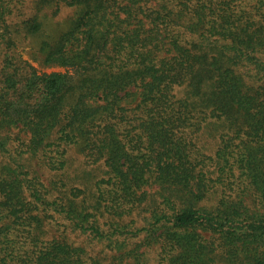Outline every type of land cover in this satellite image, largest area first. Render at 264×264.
Instances as JSON below:
<instances>
[{"label": "trees", "instance_id": "16d2710c", "mask_svg": "<svg viewBox=\"0 0 264 264\" xmlns=\"http://www.w3.org/2000/svg\"><path fill=\"white\" fill-rule=\"evenodd\" d=\"M18 3L0 0L2 38ZM54 4L76 12L40 48L71 71L39 74L13 50L0 62V264H102L47 236L55 214L104 242L111 264H152L153 248L157 264H264V0H37V10ZM20 24L29 39L44 21ZM70 147L108 175L47 184L26 163L62 173Z\"/></svg>", "mask_w": 264, "mask_h": 264}, {"label": "rangeland", "instance_id": "374dc122", "mask_svg": "<svg viewBox=\"0 0 264 264\" xmlns=\"http://www.w3.org/2000/svg\"><path fill=\"white\" fill-rule=\"evenodd\" d=\"M17 7H21L22 9L16 11L12 17L13 26L11 27V34H7V39L0 36V62L6 51L13 50V55L19 59L28 61L39 74L52 72L65 73L68 70L71 71V68L66 67L63 64L46 62L44 59V51L40 48V43L44 38L55 40L63 31L67 30L70 26L71 19L75 15L76 9L74 7L61 5L60 10L56 13L57 6L54 4L53 6L45 7L38 12L37 0H24V5L22 6L18 3ZM37 13L39 18L44 21L43 29L37 34H31L33 37L26 39L24 36L26 30L22 28L20 22L22 19L31 18ZM9 41H16V43L14 45L9 44ZM200 143L207 153L215 154L218 145V139L216 137L205 132L200 137ZM29 156L30 155H26V157H28L26 163L31 167H35L43 181L47 184L50 183L52 178H63L68 184H75L84 187L85 181L91 184L101 177L108 175L103 163H86L83 154L76 147H70L68 167L67 170H64L62 173L49 169L45 163L39 162L37 157L34 158ZM155 190L156 187L152 190L153 192L151 195L158 198L157 191ZM146 213L147 211L140 212L139 209L134 214L139 220V224L144 222ZM101 219L103 221L105 220L104 217H101ZM46 226L48 230L47 236L54 235L56 237H61L62 235H65L71 243L84 246L88 254L99 258L102 261V264H111L114 253L106 247L105 243L99 239L92 238L89 234L74 231L71 227L70 221L63 216L55 214L50 222L49 220L47 221ZM148 256L150 263H158L157 251L154 248L148 251ZM214 264L225 263L220 258H216Z\"/></svg>", "mask_w": 264, "mask_h": 264}]
</instances>
